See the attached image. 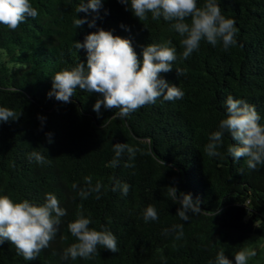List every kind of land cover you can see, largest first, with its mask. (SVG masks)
Returning a JSON list of instances; mask_svg holds the SVG:
<instances>
[{
  "label": "trees",
  "instance_id": "1",
  "mask_svg": "<svg viewBox=\"0 0 264 264\" xmlns=\"http://www.w3.org/2000/svg\"><path fill=\"white\" fill-rule=\"evenodd\" d=\"M88 2L31 0L35 19L27 18L16 30L0 25V106L21 115L0 122V195L41 205L52 193L66 211L36 260L25 261L5 241L0 264H215L220 251L235 264L236 253L264 240V165L250 170L244 158L231 157L227 149L238 141L229 134L218 148L223 159L209 157L205 146L227 117L228 95L254 105L264 124V0H218L222 14L236 21L237 43L225 51L222 43L213 47L201 41L187 59L181 58L182 37L170 23L162 17L153 21L151 13L140 21L130 0L127 6L103 0L96 26L76 28L75 19L97 16L91 9L77 13ZM204 3L198 0V6ZM99 29L130 39L141 61L144 46L171 40L177 60L161 77L178 86L183 98L161 97L123 119L115 115L118 109L102 105L94 111L99 93L77 88L71 103L49 98L57 72L86 65L87 53L74 47L76 41ZM115 143L137 149L134 159L125 151L113 167ZM33 151L46 162L30 161ZM117 181L130 186L127 195L112 190ZM168 187L199 199L201 212L182 221L181 205L167 196ZM149 205L158 220L146 223L143 212ZM78 209L91 216L90 228L115 235L116 253L98 246L94 259L63 258L77 242L68 224ZM174 225H183L179 238Z\"/></svg>",
  "mask_w": 264,
  "mask_h": 264
},
{
  "label": "clouds",
  "instance_id": "2",
  "mask_svg": "<svg viewBox=\"0 0 264 264\" xmlns=\"http://www.w3.org/2000/svg\"><path fill=\"white\" fill-rule=\"evenodd\" d=\"M119 2L126 6L129 4V0ZM102 7L103 0H89L87 4H80L76 9L77 13H88L91 9L97 16L91 21L87 17L75 19L76 28L85 23L90 28L95 27ZM130 10L140 21L147 20L151 13L153 21L162 17L169 22L171 29L182 37V59H187L194 51H198L201 41H206L213 47L222 43L225 51L237 43L236 21L222 14L218 0H205L203 6H198V0H130ZM37 16L38 11L32 6L31 0H0V25L8 29L16 30L27 18L35 19ZM189 18L190 23L186 22ZM171 44V40H168L144 46L141 61L130 39L99 29L88 34L82 43L76 41L74 44L78 51H86V65L79 62L70 70L57 72L48 96L63 103H71L77 88L89 93H99L102 98L97 99L94 111L99 113L102 105L105 109H118L115 115L121 119L146 105L154 104L161 97L165 101L182 99L184 92L161 77V73L172 71L173 63L177 60V50ZM176 71L178 77L183 75L180 69L177 68ZM225 104L227 117L220 121L218 130L210 135L205 152L209 157L223 159L218 148L222 146L225 134H229L238 141L237 145L228 147L229 155L237 161L244 158L247 168L256 170L258 165H264V124L260 123L261 116L254 105L232 95L227 96ZM20 116L12 109L0 106V122L18 120ZM38 119L43 122L46 118L41 116ZM46 135L50 138L52 133ZM51 142L49 139V143ZM113 150V167L119 165L125 151L130 159H134L137 151L122 143H115ZM28 159L38 164L46 162L44 155L38 151L31 152ZM129 187L128 184L121 185L117 181L112 190H120L122 195H127ZM167 196L181 205L177 215L182 221L189 220V213L201 212V201L194 200L190 193L178 194L176 187H168ZM65 215L66 211L60 207L58 198L52 193L46 194L45 202L41 205L33 204L28 199L14 202L8 195H0V246L9 241L25 261H34L43 249L49 247L57 234L61 217ZM143 219L146 223L158 220L154 206L149 205L144 210ZM91 223V216H85L83 210L78 209L76 219L68 224V230L77 242L65 249V260L94 259L98 254V246L113 253L118 251L115 235L110 230L90 228ZM176 229L180 230L177 234L179 238L183 235V225H174L173 230ZM255 255L254 251L242 250L236 253L235 264H247L248 259ZM215 264H233V261L220 251Z\"/></svg>",
  "mask_w": 264,
  "mask_h": 264
},
{
  "label": "rangeland",
  "instance_id": "3",
  "mask_svg": "<svg viewBox=\"0 0 264 264\" xmlns=\"http://www.w3.org/2000/svg\"><path fill=\"white\" fill-rule=\"evenodd\" d=\"M248 251H254L255 256L248 259L247 264H264V240L260 244H256Z\"/></svg>",
  "mask_w": 264,
  "mask_h": 264
}]
</instances>
